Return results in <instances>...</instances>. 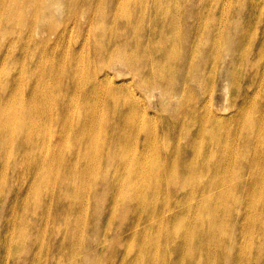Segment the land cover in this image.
Returning a JSON list of instances; mask_svg holds the SVG:
<instances>
[{
    "label": "bare ground",
    "instance_id": "bare-ground-1",
    "mask_svg": "<svg viewBox=\"0 0 264 264\" xmlns=\"http://www.w3.org/2000/svg\"><path fill=\"white\" fill-rule=\"evenodd\" d=\"M181 1L0 0V204L5 189L23 197L5 225L0 213V264H175L177 256L195 264L196 247L206 248L208 240L198 239L192 219L210 207L216 215L218 203L202 200L212 187L193 185L190 174L202 179L201 171L180 169L169 148L195 153L204 141L222 146L232 174L224 171L223 178L237 181L235 192L243 183L247 197L261 186L264 199V67L249 60L253 50L264 56V37L255 39L256 28L264 29L257 3L214 0L205 19L200 4L189 10ZM237 4L247 7L243 26L252 33L240 41V53L226 36L235 17L222 21ZM35 37L38 57L47 55L49 65L27 63ZM9 66L18 72L4 69ZM122 68L129 74L117 80ZM220 83L228 106L217 108ZM59 121L67 126L62 133L53 130ZM136 149H143L139 158L131 156ZM151 149L154 161L146 154ZM164 189L187 198L161 204L153 194ZM32 193L37 200L30 208ZM100 197L108 198L105 210L98 208ZM63 209L74 213L73 222L55 226ZM171 209L170 219L158 216ZM35 216L42 219L36 226ZM202 227L210 231L212 222L203 217ZM71 233L70 252L44 253L51 236L66 240ZM213 235L223 241L226 234L217 225ZM138 239L117 261L119 243ZM162 245L173 255H152ZM259 248L242 244L234 264H257Z\"/></svg>",
    "mask_w": 264,
    "mask_h": 264
},
{
    "label": "rangeland",
    "instance_id": "rangeland-1",
    "mask_svg": "<svg viewBox=\"0 0 264 264\" xmlns=\"http://www.w3.org/2000/svg\"><path fill=\"white\" fill-rule=\"evenodd\" d=\"M167 1V0H164ZM256 6H257V12H256V18L258 22L264 23V0H255ZM173 4V3H170ZM181 4H185L189 7V10L192 8H195L198 4H200L199 9L202 10L203 15L205 16V19L209 13V11L212 8V4H214V0H189V1H181ZM206 4V5H204ZM221 4H231L230 1L222 0ZM224 7L221 5L218 9L219 11H222ZM247 7L244 4H237L233 7V12L227 17L223 18V22L232 19L235 17L234 25L232 29L226 33V36L230 39H233L235 41L233 51H236L238 53L241 52V49H237V47L240 44V41L245 35H248V33L251 32H245L244 26H243V12H245ZM61 12H56V14H59ZM215 19H219L218 15ZM53 21V20H52ZM221 22V23H223ZM258 35L255 37V39H262L264 37V29H259ZM98 34H101L98 32ZM252 35V33H251ZM249 35V36H251ZM40 41V40H39ZM37 38L31 39L29 41L30 48L34 51L33 55H29L27 57V63L30 61H34L35 64H43V65H49L50 62L48 60L47 55H42L38 57L39 52H41L40 44ZM32 56H35L36 60L33 59ZM20 63L23 61L24 57L22 55H18ZM250 62L252 64H257L259 60H261L260 64V70L261 67H264V56L259 55V53L256 50H253L251 55L249 56ZM4 69L9 70L11 72L17 73L18 68H15L14 66L4 67ZM113 73H115L114 70H112ZM129 73H127V70L122 68V75L117 76V80H122L127 78ZM3 84L0 83V89ZM4 87V86H3ZM58 88L57 85L52 87V91L54 92ZM223 88L224 83H220L218 86V92H217V98H216V107L222 108L227 107V102L222 103V99L224 98L223 94ZM6 90V88H4ZM191 95V92H187V96L189 97ZM70 100V97H69ZM57 101L55 102V104ZM222 104V107H221ZM4 108L3 105H0V110ZM11 109V106H10ZM14 109V108H12ZM13 111V110H12ZM174 111V107L170 110V113ZM2 112V111H1ZM168 113V114H170ZM174 124L178 125V122H173ZM68 125V124H67ZM5 126V123L1 121L0 118V129ZM67 127V126H66ZM64 126L63 121H59L53 124V130L55 132L61 133L66 129ZM50 129V128H49ZM60 134V133H59ZM79 135L76 133H73L70 137L72 143H76V138ZM59 137H54L52 140V144L55 143V141ZM205 140H208V138H205ZM190 141H186L185 143H189ZM77 144V143H76ZM199 149L195 153L192 151H184V149L175 151L171 150L170 148L167 150V153L174 155L177 162H179L180 169L187 166H195L197 171H201L202 173V179H198L192 174L190 176L192 177V184L193 185H199V186H211L212 189L204 192L202 194V200L207 199L211 197L215 204L218 203V212L216 215H211L210 210L212 207H210L205 212L198 211L199 216H196V219H192L193 224L195 225V234L198 237V239L206 238L208 240V246L203 249H199L196 247L195 249V264H234L239 261L240 256L235 255L236 251L241 249L242 244H246L248 247V244L251 241H254L257 246H259L258 253L255 255V260L257 261V264L261 261V256L264 252V199L262 197V193H260L261 186H253V189L255 191V194L253 197H247L244 193L245 185L241 183L239 186V189L237 192L234 191V185L237 183V181L234 180H226L223 178V173L226 171L229 176L232 177L231 169L227 168L223 165V160L226 162V157L228 154L224 151L222 146L213 145L207 141H204L203 146H199ZM143 149L140 150H134L131 153V156H135V154L139 156L141 155ZM138 151V153H135ZM164 153V150H163ZM257 151L255 150L250 157L252 160L256 155ZM148 157H151V159L154 161L157 158V153L155 150L151 149L148 153ZM9 158L13 159V157ZM261 173H264V170H261ZM180 174V182L186 178L184 176L187 174L185 171H182ZM63 176L61 179H64ZM245 182V181H243ZM17 187L20 185H16ZM249 189V187H248ZM6 195L3 197L2 202L0 204V213H4L5 220L2 223V225H5L8 220H10L11 217V210H16L19 213V206L21 201L23 200L22 196H19L18 192L16 190H13L12 194H9L7 190H4V194ZM155 197L160 198L161 204H165V202H172L174 205L179 204L180 201L186 199L187 197L183 195L174 196L171 192H166L164 189L162 192L159 193V196L157 192L153 194ZM16 199V200H15ZM167 199V201H166ZM37 200V193H32L30 196V200L28 199L27 204L30 208H32L34 202ZM10 204L15 207L11 208ZM108 198H102L100 197V202L98 205V208L101 210H105L104 208L108 206ZM2 206H6L7 209H9V213L6 214V211L2 208ZM208 208V207H207ZM175 209V208H173ZM173 209L171 210H164L159 211L158 216L162 217L164 219H170V216L173 212ZM69 212L67 209H63L60 211H56V220H55V226L58 225H67L71 224L73 222V215L74 213H67ZM48 212L45 214V218H47ZM203 217H205L206 221L212 222V228L211 230L204 229L203 226ZM105 216L101 217V222H103ZM109 221V218L106 217ZM31 224L38 225L42 223V219H39L37 216L31 218ZM119 222H121V219L119 217ZM125 224L128 223V221H124ZM119 225V224H118ZM220 225L222 232L225 233V238L223 241H218L214 235L213 230L214 227ZM73 233V232H72ZM68 234L67 239L65 240L62 236H51L52 240L48 239V244H45L44 253L52 251L54 254L59 255V253H62L63 255L66 252H70L72 250L71 243L74 238H76V235ZM153 233V232H152ZM152 233L149 235L151 236ZM208 233H210V236H208ZM93 234H97V232L89 231L86 233V240H88ZM148 236V237H149ZM50 237V234L48 238ZM74 237V238H73ZM58 240L57 243L55 240ZM175 242H179V239L175 238ZM140 243V240L137 241H121L118 245L117 251L118 256L116 258L117 261L121 259L122 252L124 250L125 246H130L133 248H137L138 244ZM63 247V248H62ZM3 250V247L0 246V252ZM167 253L170 255H173V251L168 246H159L155 252L152 253V255H155L157 257L161 256L162 254ZM26 254V251H25ZM175 264H182V260L180 257L177 256ZM241 261V260H240ZM170 263V262H169ZM86 264H94V263H86ZM101 264H104L103 262ZM128 264H134L132 262H128ZM172 264V263H171Z\"/></svg>",
    "mask_w": 264,
    "mask_h": 264
}]
</instances>
